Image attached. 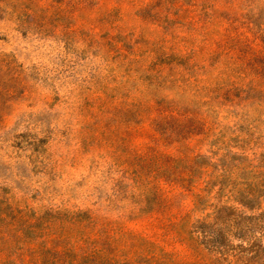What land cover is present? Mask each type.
<instances>
[{"label":"rangeland","instance_id":"obj_1","mask_svg":"<svg viewBox=\"0 0 264 264\" xmlns=\"http://www.w3.org/2000/svg\"><path fill=\"white\" fill-rule=\"evenodd\" d=\"M0 264H264V0H0Z\"/></svg>","mask_w":264,"mask_h":264}]
</instances>
